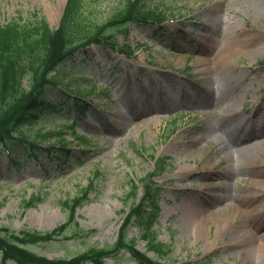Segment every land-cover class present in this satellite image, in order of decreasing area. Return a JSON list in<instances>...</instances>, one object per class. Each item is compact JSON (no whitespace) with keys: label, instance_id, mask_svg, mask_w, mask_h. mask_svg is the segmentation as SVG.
<instances>
[{"label":"rangeland","instance_id":"1","mask_svg":"<svg viewBox=\"0 0 264 264\" xmlns=\"http://www.w3.org/2000/svg\"><path fill=\"white\" fill-rule=\"evenodd\" d=\"M65 2L0 0V26L12 19L32 22L35 14L55 28ZM84 2L85 12L93 15L99 23L107 20L122 4V0ZM146 4L166 9L170 19L162 28L132 24L127 37L119 35L121 44L141 46L133 58L126 59L104 46L94 45L62 64L60 73L67 76L71 85H80L78 89L75 86L70 89L85 91L89 85L95 86V94L90 97L92 105L79 115L74 113L71 99L59 104L61 95L56 93L57 88L49 89L45 92L46 100L58 105L24 126L25 130L34 132L37 129L65 130V126L74 123L76 134L89 141L88 148L83 149L73 142L72 134H66V148L71 151L65 163L47 162L43 156L35 163L23 158L22 150L16 147L15 153L22 159L18 168H12L11 161L0 151V226L11 231H51L67 219L62 203L92 182L88 200L76 209L75 218L80 229L94 233L88 238L68 240L62 237L51 244L30 248L48 258H69L90 247L112 245L124 217L123 198L129 191L130 180L144 178L158 165L156 160L164 159L163 172L153 178L159 188L160 210L154 230L157 240L170 248L163 261L176 264H264L261 258L250 257L247 246L249 227L244 222L243 209L242 212L228 211L224 217L218 215L228 193L239 198L236 204L246 200L248 208L264 200V177H261L264 175V167H261L264 158L257 161L250 174L229 168L227 178L220 180L224 191L206 192L207 185L201 190L202 194L182 190L183 187H196L212 177L209 173L211 165L203 170L206 172L204 176L179 175L180 170H196L216 146L212 142L191 145L202 135L209 136L208 129H215V119L219 117V112L212 114L210 108L191 106L203 101L199 86L206 87V76L198 67V59L194 58L197 49L210 50L228 44L242 49L233 67L228 69L227 77L214 82L215 96L219 97L221 106L238 101L236 114L224 118L225 128L232 129L237 123L249 122L246 111L249 107L264 110V0H148ZM199 23L208 27L203 28ZM186 31L191 34L186 35ZM202 34L211 37L214 44L207 45ZM260 48L261 53L253 52ZM246 49L250 51L246 52ZM156 84L175 100H179L175 87L184 86L180 99L184 105L172 108L173 105L169 104L168 111L163 108V113L159 114L162 120L157 124L152 122L125 130L122 125H126V121H122L119 115L132 119L127 109L130 101L126 92L130 87L134 89L137 109L149 108L155 103L142 105L144 101L162 98V92L151 86ZM68 108L71 111L66 113ZM113 127L122 130L108 133L107 130ZM172 127H177V131L167 138ZM218 155L223 157V153ZM212 163L217 166L224 164V160L220 163L213 157ZM253 193L255 198L250 197ZM36 196L41 200L24 210L21 206L23 200ZM140 196L141 190L137 198ZM194 207L205 208L208 217L216 214L206 218L200 227L201 233H197L190 223ZM252 220V225L257 228L256 236L263 237L261 219L254 216ZM127 236L135 239L140 251H146V244L135 226L128 229ZM148 255L156 259L153 253ZM117 262L132 264L125 253L108 259L106 264Z\"/></svg>","mask_w":264,"mask_h":264},{"label":"trees","instance_id":"2","mask_svg":"<svg viewBox=\"0 0 264 264\" xmlns=\"http://www.w3.org/2000/svg\"><path fill=\"white\" fill-rule=\"evenodd\" d=\"M84 0H68L65 13L57 29H51L44 19L33 17V21L22 23L12 20L0 26V145L8 146L17 143L24 148V154L36 156L40 149L39 142H63L62 132L54 130H36L29 132L24 124L36 119L46 107H50L44 100V92L54 85L64 84V78L49 75L50 71L62 62L76 48L90 43H101L117 48L121 52L130 53L128 48H118L116 33L121 25L129 21H160L164 17L161 13L146 11L141 0H125L104 23H99L92 15L85 14ZM127 49V50H126ZM78 109L82 105L77 104ZM80 144H87L83 137L75 136ZM62 151L59 159L66 156ZM50 159V157H49ZM143 196L138 203H134L138 184L130 182V191L125 196V204L130 201L129 212L124 219L119 238L110 248H90L70 259L59 258L49 260L33 252L28 246L50 243L61 237L67 226L75 224L74 211L86 199L90 187L80 190L79 195L63 202L69 212V221L51 232L35 230L10 231L0 227V264L12 260L16 264H81L91 261L103 264V259L119 248L130 252L136 264H162L151 260L133 248L125 236L131 221H136L147 240V247L157 255L163 257L168 254L167 246L156 241L151 231L158 207L155 201L157 190L152 182L142 181ZM38 198L23 201L22 207L32 206ZM148 202L150 209L145 210L144 203ZM75 226V225H74Z\"/></svg>","mask_w":264,"mask_h":264},{"label":"bare ground","instance_id":"3","mask_svg":"<svg viewBox=\"0 0 264 264\" xmlns=\"http://www.w3.org/2000/svg\"><path fill=\"white\" fill-rule=\"evenodd\" d=\"M201 36L204 37V41L207 45L210 46L212 43L214 44V41L211 39V37H206L205 34H202ZM194 40L197 43H200L197 38H194ZM197 50L198 54L194 55V58L198 59V67L202 72H204L206 76L204 78L206 87H200V93L203 94V101L201 103H192L191 106L201 109L210 108V110H212L210 111L212 114L219 112V117L215 119L216 130L210 127V129L207 131L210 133L209 136L204 134V136L202 135L196 139L195 143L193 142L191 145L203 142L206 145L209 142H212L215 143L216 146L206 157L207 159L202 161L201 164L196 167L195 172L192 171L191 168L190 170L184 169L180 170L179 175L184 174L188 177L193 175L204 176L206 175V172L203 170H205L207 166L211 165L209 173L212 175V177L209 178L210 180L207 179L205 182H200L196 187L190 186L182 188L184 191H195L196 193L202 194L203 192L201 190L205 185L208 186V189L204 188V191L206 192H211L214 190L224 191V186L220 184V180L227 178V174H229V168H231L233 171L239 170V173L250 174L253 172L252 168H254V165L258 163L257 161H259L262 157L264 158V110L259 111V107L247 108L246 111L249 113V122L245 123L244 125L237 123L232 129L225 128L224 118L228 114H230V116L236 114L237 109H235V106L238 104V101L235 100V103L221 106L219 103V97L215 96L214 82L216 79H223L227 77L228 69L233 67L234 62L240 56L242 49L236 47L234 44H228L221 45L210 50L205 48ZM247 51L250 50L246 49V52ZM253 52L261 53V48ZM156 89L162 92L164 99L161 100L160 103L154 107V109L152 108L150 112L141 110L142 114L137 116L136 114H133L131 109L133 103H128L127 109L131 114L132 119L129 120L127 117L119 115L122 121H126V125H122L125 130H127L128 127L139 128L140 125H149L152 122L157 124L162 120V116H160L158 113L163 108V105L170 99V96H167V93H165L163 89L159 87ZM177 91H179V89H177ZM126 94L129 100L132 99V102L137 100V97L134 96L133 89L128 91ZM176 108H178V106ZM244 129L246 133L244 134V138L240 139L238 135ZM255 129H257V136H255V133L253 132ZM121 130L122 129L118 128L116 132ZM188 142L191 141H187V143ZM219 153H223V157H219ZM213 157L217 158L220 163L224 160V164L221 163L222 165L218 164L217 166H213ZM261 164V167H264V161H261ZM261 177H264V175H261ZM250 197L255 198V194H251ZM238 201L239 198L237 196L230 193L226 194V197L221 203L222 206L218 210V215L222 214L224 217L229 214L226 213L228 211L236 212L240 210L242 212L243 209L245 215L244 222H246V226L249 227L247 232V246L250 250V257L253 259L261 258V260L264 261V236H260L258 238L255 234V232H257V228L252 225V217L258 216V218L261 219L264 228V200L258 201L254 206L249 208L247 207L246 200H242L240 204H236ZM215 215L216 214H213L211 217H214ZM211 217H208L205 208L194 207L190 218V223L195 228L197 233H201V225L205 223L206 218L209 219Z\"/></svg>","mask_w":264,"mask_h":264}]
</instances>
